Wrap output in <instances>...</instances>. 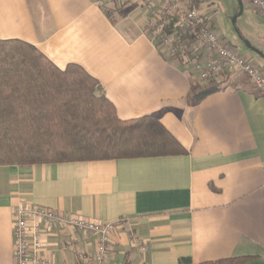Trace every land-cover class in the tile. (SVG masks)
Wrapping results in <instances>:
<instances>
[{
  "label": "crops",
  "instance_id": "crops-1",
  "mask_svg": "<svg viewBox=\"0 0 264 264\" xmlns=\"http://www.w3.org/2000/svg\"><path fill=\"white\" fill-rule=\"evenodd\" d=\"M131 7L0 0V40L28 43L62 70L82 67L121 120L155 115L184 150L168 157L0 167V264H15L13 209L23 203L116 223V264L243 258L242 264H264V90L237 72L223 77L220 92L193 102L192 87L202 84L185 64L155 49L147 17L136 22ZM238 75L254 86L230 80ZM134 238L147 244L145 254L134 248ZM73 239L80 251L93 252L91 235ZM50 243L57 263H77L60 240Z\"/></svg>",
  "mask_w": 264,
  "mask_h": 264
},
{
  "label": "trees",
  "instance_id": "trees-1",
  "mask_svg": "<svg viewBox=\"0 0 264 264\" xmlns=\"http://www.w3.org/2000/svg\"><path fill=\"white\" fill-rule=\"evenodd\" d=\"M220 90L216 84L197 85L192 87L191 98L200 102ZM183 153L157 116L121 120L98 81L82 67L72 64L62 70L28 43L0 40V167ZM180 263L194 264L189 259Z\"/></svg>",
  "mask_w": 264,
  "mask_h": 264
},
{
  "label": "built area",
  "instance_id": "built-area-1",
  "mask_svg": "<svg viewBox=\"0 0 264 264\" xmlns=\"http://www.w3.org/2000/svg\"><path fill=\"white\" fill-rule=\"evenodd\" d=\"M243 1L264 17V0ZM128 2L146 11L145 30L155 49L169 62L185 64L198 82L214 83L243 72L264 90V70L250 57L232 50L202 12L203 0H94L97 7L107 9L111 4L113 10ZM116 231V223L63 215L32 203L19 204L13 209L15 264H59L51 250V239L68 246L76 264H116L112 258ZM77 235L94 238L93 252H82L69 242ZM132 243L141 254L148 251L147 244H140L137 238Z\"/></svg>",
  "mask_w": 264,
  "mask_h": 264
},
{
  "label": "rangeland",
  "instance_id": "rangeland-1",
  "mask_svg": "<svg viewBox=\"0 0 264 264\" xmlns=\"http://www.w3.org/2000/svg\"><path fill=\"white\" fill-rule=\"evenodd\" d=\"M239 0H203L202 12L206 14L213 28L225 38V41L232 47L233 51L249 55L264 70V17L257 14L249 4L240 0L242 3V12ZM132 6L136 11V22L141 21L146 16V11L138 9L128 2L125 6ZM236 23L234 24V19ZM119 20V18L117 19ZM247 44L253 48L251 51ZM252 60V61H253ZM221 79L214 83L198 82L201 87H207L210 84H216L221 88ZM230 80H237L239 83L252 84L245 75H238ZM229 80V81H230ZM253 85V84H252ZM254 86V85H253ZM256 86H254L255 88Z\"/></svg>",
  "mask_w": 264,
  "mask_h": 264
},
{
  "label": "water",
  "instance_id": "water-1",
  "mask_svg": "<svg viewBox=\"0 0 264 264\" xmlns=\"http://www.w3.org/2000/svg\"><path fill=\"white\" fill-rule=\"evenodd\" d=\"M238 2H239L240 8H241V12H242V3H241L240 0H239ZM233 22H234V24L236 23V18L234 19ZM247 47H248L251 51H253V52L256 53V51H255L253 48H251L249 44H247Z\"/></svg>",
  "mask_w": 264,
  "mask_h": 264
}]
</instances>
